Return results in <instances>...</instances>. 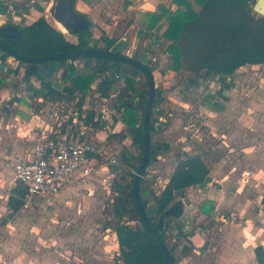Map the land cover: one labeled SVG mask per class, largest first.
<instances>
[{
    "label": "rangeland",
    "instance_id": "1",
    "mask_svg": "<svg viewBox=\"0 0 264 264\" xmlns=\"http://www.w3.org/2000/svg\"><path fill=\"white\" fill-rule=\"evenodd\" d=\"M125 1L127 0H114L112 5L110 4L108 11L112 13L111 15L105 13V16L108 17L107 21L123 20L126 22L131 15H135L134 11H124L121 8ZM51 3L52 0H0V25L24 26L27 24L26 20L32 21L31 10L38 9L40 11L41 8H46L49 11ZM5 7L12 8L14 12L5 14L2 12V8ZM24 14L31 17H25ZM45 14L51 24L60 29H65L61 23L50 16L49 12ZM124 14H126L125 18L123 17ZM18 15L21 18H16ZM114 16H117L116 19ZM100 29L105 34V38L110 36L111 33L107 34V30ZM121 29L122 26H118L119 32ZM65 35L72 41L77 39L75 34L68 32ZM103 41L105 42V39ZM90 44L94 47H102V44L98 45L94 41H91ZM114 51H118V49L115 47ZM162 53L165 52L162 51ZM1 55L2 51L0 50ZM163 58L161 56L158 61L159 64ZM167 59L164 61V67L159 69L162 76H165L166 71H168L167 63L170 64L168 56ZM91 63L96 64V61L91 60ZM68 64H72L71 60L68 61ZM76 64L81 67L84 73L91 72L90 67L84 66V63L77 61ZM149 64L153 68L152 59L151 63L149 60ZM17 69L19 72L15 73ZM26 69L27 64L19 62L12 56L5 60L0 59V78H6V81L0 83V121L4 123L13 120L16 110H21L25 114L32 112L34 117L35 115L38 116L41 126L46 125L47 121L49 123L54 122L51 117L54 110L65 109L67 113L71 114L74 108L78 106L79 96L72 100L68 98L56 99L55 96L43 97V101L39 99L42 96L35 95L34 90L29 88L30 83L35 84L34 87L39 86V81L32 76L30 83L25 82L23 77ZM164 69L166 70L164 71ZM238 71L235 73L237 78L234 82L236 84L239 83L237 81L238 76L247 72L255 73L257 76L262 74V69H254L253 71L240 69ZM169 73L170 75L166 78L161 77L160 74L157 75V80L155 78L156 89L160 90L162 100L159 105H154L152 108L153 115L151 118L156 120V131L152 132L151 142L160 148L157 158L146 168L144 187L156 194L160 193L179 157L190 155L191 150L183 147L194 144V150H210L211 152L213 145H215L217 152L210 154L208 158L212 161L219 160L226 155L227 165L224 169L227 172L231 170L235 173L233 184L235 186L237 183L241 190L240 193L235 192L234 196L231 195L230 201L226 202L227 205L220 207L216 216L212 212V215H206L207 217H204L202 221H198L201 207L194 212L193 206H189L187 213H185L188 228L182 232L178 222L169 218V226L165 233L166 241L169 246L177 245L173 252L179 264H259L252 250L255 245L249 242L250 235L249 237L246 236L244 227L250 225L251 230L254 231L256 227L264 226V146L258 148V154H261V158H258V164L254 163V160L237 164V158H244L247 151L241 148L239 150H226L217 147L222 139L228 137L224 138L222 135L217 137L207 131L203 123L202 113L198 116L192 115L196 113L194 108L199 109L200 106L204 108L213 107L211 101L202 99L207 98L203 95L204 93L212 90L211 83H207L208 78H205L204 74L201 77H196L192 73L182 70ZM98 82L99 80H96L93 83V89L89 90L86 97L92 96V100H96L99 109L104 104L108 105L112 116L116 120L121 119L122 123L118 127L123 128L121 133L111 134L105 148L109 155L116 157L117 164L103 166L92 176L69 184L57 198H45L29 206H24L20 213L7 225H0V264H122L118 256L119 244L116 233L112 227H107V224L117 221L113 214L114 197L117 195L116 184L131 180V175L136 173L140 164L139 156L142 150L133 144L132 136L124 121L123 110L119 109L120 112L117 110L119 93L126 85L124 77L121 76L118 79L111 90V94L114 96L110 95V101L105 103L94 97L93 90L94 87H97ZM137 82L138 88L148 89L144 75L138 76ZM53 84L56 88L61 89L64 84L61 71L55 75ZM260 89L261 92H264V87ZM170 94L176 98L175 107L178 108L177 111L183 112L180 122L176 121L170 114L173 112L172 103L168 99ZM196 104H200V106L198 107ZM186 107L188 109H184ZM113 108L118 113H113ZM162 110L163 113L160 114L159 111ZM141 115L142 110H140L139 119ZM160 117L162 119H159ZM191 120L198 122L196 124L199 125L198 130L193 129L190 124ZM260 120H264V114ZM122 134L125 135V139L122 138ZM262 137H264V130ZM234 139L238 140L237 137ZM247 158L257 157L249 153ZM255 160L257 161V159ZM209 163L211 164V162ZM101 164L105 165L106 163ZM257 167L259 170L256 169ZM248 168L259 173V175L255 174L250 179L243 181L242 176ZM5 172L6 175L0 173V206L3 205V200L14 187L11 180L12 171L11 175H9L8 170ZM219 180L220 182H217L216 186L222 187L224 181H221L220 178ZM230 184L233 188L232 183ZM194 192L195 189H186L179 198L189 197V194ZM144 198L149 200L150 205L153 204L150 195H145ZM191 203L193 204L189 199L187 205ZM221 215H225L224 220L219 219ZM124 220L128 221L127 218ZM129 222L135 226L140 225L138 220H130ZM258 224L259 226H257ZM262 234L264 236V230ZM184 246L188 247L189 250H186ZM186 253L187 255H185Z\"/></svg>",
    "mask_w": 264,
    "mask_h": 264
},
{
    "label": "trees",
    "instance_id": "2",
    "mask_svg": "<svg viewBox=\"0 0 264 264\" xmlns=\"http://www.w3.org/2000/svg\"><path fill=\"white\" fill-rule=\"evenodd\" d=\"M171 1V7L160 5L158 11L149 14L151 28L163 19L167 21V28L162 35L164 40L162 49L169 55L171 70L175 72L182 70L196 77L204 74V77L208 78L215 75H233L246 65L264 64V15L254 12L253 6L256 0ZM18 26L22 30V38L8 40L0 33V40L28 57L49 56L90 48L112 50L116 40V38H104V46L94 47L90 44L93 33L88 30L75 34L77 39L72 41L65 35L68 33L66 29H60L51 24L44 15L29 24ZM0 50L2 51L0 59L5 60L11 57L8 52ZM69 60L72 64H68ZM91 60H95L96 64H92ZM18 61L27 64V67L29 65ZM77 61L90 67L91 72L84 73L76 64ZM35 65L37 68L32 76L39 81L40 85L34 87L35 84L30 83L32 76L25 80L30 83L29 88L34 90L35 95L70 100L79 96L77 103L79 106L84 104L86 95L93 89L92 85L96 80H99L95 88L96 92L103 97H108L119 79L116 74L123 76L126 85L119 93L118 108L123 110L124 121L132 136L133 144L142 150L139 156L141 160L143 118L150 95L149 79L141 69L102 55L62 58L39 62ZM147 65L153 71L150 64L147 63ZM59 71L64 83L61 89L53 84V79ZM18 72L19 69L15 70V73ZM140 75L146 78L147 90L138 88L137 78ZM5 79L0 78V83L6 81ZM156 91L154 105H159L162 97L160 90L156 89ZM140 110L142 115L139 119ZM93 118L94 112H90L88 120L93 121ZM155 121L153 118L150 120V141L152 132L156 131ZM96 125H100L99 122H96ZM122 138L125 139L124 134ZM159 148L151 142L149 164L157 158ZM205 156V152L180 156L168 182L158 194L144 187L146 170L140 181L139 196L142 205L151 225L175 264H179L173 252L177 245L169 246L165 236L170 219L167 218L161 230L156 228L155 224L159 215L187 188L203 187L207 184L210 168ZM134 178L135 173L131 175L129 182L116 184L117 195L114 197L113 214L117 221L107 224V227H112L116 233L119 259L122 264H167L157 244L142 225L132 194ZM145 195L151 196L152 205L147 198H144ZM25 196V186L14 185L8 198L9 212L5 220L14 218L23 209ZM201 209L205 215H212L215 205L213 201L206 200ZM125 218L128 221H125ZM130 220H138L140 225H132ZM184 248L189 250L188 247L184 246Z\"/></svg>",
    "mask_w": 264,
    "mask_h": 264
},
{
    "label": "crops",
    "instance_id": "3",
    "mask_svg": "<svg viewBox=\"0 0 264 264\" xmlns=\"http://www.w3.org/2000/svg\"><path fill=\"white\" fill-rule=\"evenodd\" d=\"M113 1L114 0H76V8L80 12L89 16L94 24L91 29L93 33L91 41H94V43L98 45H105V42L103 41L105 38V34L100 29L103 28L108 31L107 34L111 33L109 36L110 38H116L111 48L113 51L116 47L118 49V51L116 52L128 54L146 64L149 63V60L151 63L152 59V73L156 80L158 79V74H160L163 78L169 76V72L173 71L170 69V64L168 65L167 63L168 71H166L167 73L165 76H162L161 71L159 70L160 68L164 67V61L168 60L167 56L169 57L167 53H162V42L164 41L162 35L168 24L167 21L163 19L154 28L149 27V14L158 11L160 5L171 7L172 1L127 0L123 5H121V8L124 9V11H134L135 15H131L130 19L126 22H123V20H119L121 21L120 23L118 20L115 22L112 20L107 21L108 17L105 16L106 12L107 15H111L112 12L108 11V9L110 7V4L112 5ZM7 8L8 7L2 8V12L6 14ZM46 12H49L46 8H41L40 11H38V9H35L34 11L31 10L30 14L33 16L32 21L26 20L27 24L33 22L43 15L47 17V15L45 14ZM36 15L37 17H34ZM120 15L121 14L119 13V16ZM24 16L31 17L28 14H24ZM125 16L126 14L123 15L124 18ZM116 17L117 16H114V19H116ZM16 18L21 17L18 15ZM120 25L122 26L121 32L117 30L118 26ZM161 56H163L164 58L159 64L158 61ZM240 69H249L252 71L254 69H262V74L258 76L257 74L252 72L242 74L238 76V84L234 82L237 78L235 74L229 76L215 75L208 77L207 83H211L210 87H212V90L211 92L204 93L203 95H205L207 98L202 99L211 101L213 103V107L209 106V108H204L200 106V104H196L198 107H200L199 109L194 108L193 110L196 113L192 115L198 116L202 113L203 123L207 131H210L212 135L217 137L220 135H222L224 138L228 137L227 139H222L221 143L217 147H221V149L226 150H239L241 148L244 151H247L246 154H244V158H237V164L241 162H252L250 160H254V163L258 164V158H261V154H258V148L264 146V137H262V133L264 130V120H260L261 116L264 114V92H261L260 89L261 87H264V64L246 65L241 67ZM165 70L166 69H164V71ZM93 91L94 93L96 92L95 89ZM168 99L170 103H172L173 107V112H170V114L173 115L176 121L180 122V117L182 116L183 112L181 113L177 111L178 108L175 107V104L177 102L176 98L172 96V94H170ZM183 105L186 106L185 103H183ZM184 109L188 108L186 107ZM159 113L162 114L163 110L159 111ZM26 114L25 112H21V110H16L13 120L4 123L0 121V173H2L3 175H6L5 170H8L9 175H11V165L13 163L26 161L32 158L34 144L46 132V129L49 125V122H46L45 120L46 125L44 124L40 126V118L38 116L35 115L34 117V115H32L34 113L32 112L28 113L27 115ZM24 115L26 116L24 117ZM190 122L193 129H199V125H196L198 122L193 121V123L192 120ZM120 129L122 130L123 128ZM234 137H237L238 140L234 139ZM235 145L238 146L235 148ZM193 146L194 144H190L189 146L183 148L191 150L190 155L197 153L201 154L205 152V157L210 168V173L209 180L207 181V184L205 186H192L187 188V190L195 189V192L189 194V199H191L193 204L191 203L190 205H186L185 213H187V209L189 206H193L195 212L204 204L206 200H211L215 205V209L213 210V212L216 216V213L218 212L220 207L227 205L226 202L230 201L231 195L234 196L235 192L240 193L241 188L239 187V185H237V183L235 186L233 184L235 173L231 170L227 172L224 169V167H226L227 165L226 155L215 161L208 159L210 157V154L212 155L217 152L215 145H213L212 147V152L210 150H194ZM236 153H238V151H236ZM249 153H252L254 157L257 158H247L249 156ZM255 159H257V161ZM209 162H211L212 165ZM256 169L259 170L258 167ZM246 171H250L251 173V176L247 179H250L255 174L259 175V173L254 172L253 170H251V168H248ZM245 172L242 176L243 181L245 180ZM219 178L222 179L221 181H224L222 183V187H218V185L216 186V183L220 182ZM78 181L80 180H73L69 184H74ZM211 182L214 183V186H210ZM225 182L227 183L225 184ZM230 183H232L234 189L230 186ZM208 185L210 186L209 188ZM10 192L11 190L7 194L5 200H3V205L0 206V225L2 226L4 224L7 225L9 221L13 219L12 218L5 220V217L9 212L8 198ZM199 212L200 213L198 214V221H202L204 217L207 216L201 209L199 210ZM224 217L225 215H221L219 219L224 220ZM257 226H259V224ZM244 230L246 236L249 237L250 235L249 242L255 245L253 246L254 249L252 248V250L254 251V257L258 260L259 264H263L264 236L262 232L264 230V226L256 227V230L252 231L251 226L247 225L246 227H244Z\"/></svg>",
    "mask_w": 264,
    "mask_h": 264
},
{
    "label": "built area",
    "instance_id": "4",
    "mask_svg": "<svg viewBox=\"0 0 264 264\" xmlns=\"http://www.w3.org/2000/svg\"><path fill=\"white\" fill-rule=\"evenodd\" d=\"M8 12L14 10L7 8ZM94 97L104 103L111 99L98 92ZM39 99L43 101V97ZM95 101L87 96L84 104L74 108L71 114L65 109L54 110L51 116L54 122L49 123L46 132L34 144L32 158L11 165L12 183L26 188L25 206L45 198H57L73 180L90 177L103 166L117 164L116 157L109 155L105 148L110 135L121 131L118 128L121 119L112 116L108 105L99 109ZM113 109V113L120 112L119 108L118 111ZM90 112H94L93 121L88 120ZM103 162L106 164L102 165ZM250 176V171H246L245 180Z\"/></svg>",
    "mask_w": 264,
    "mask_h": 264
},
{
    "label": "water",
    "instance_id": "5",
    "mask_svg": "<svg viewBox=\"0 0 264 264\" xmlns=\"http://www.w3.org/2000/svg\"><path fill=\"white\" fill-rule=\"evenodd\" d=\"M254 12L257 14L264 15V0H256L253 6ZM49 13L54 20H57L62 26L71 34H78L83 31L91 30L94 26L92 20L86 14L80 12L76 8V0H52V4L49 8ZM0 33L6 37L8 40L20 39L23 36L22 30L18 25L15 24H3L0 25ZM0 49L8 52L12 57L20 61L28 63L25 75L23 77L26 80L29 76H32L36 70V63L58 60L62 58H71V57H82L87 55H102L107 56L113 59L123 61L125 63L131 64L133 66L141 69L147 76L150 82V95L146 104V109L144 112L143 118V128H142V140H143V152L140 164L137 167L135 173V178L132 186V194L138 212L140 214L142 225L149 235L153 238L157 244L165 262L167 264H175L172 260L170 254L167 251L163 241L159 238L155 232L153 226L151 225L147 213L142 205L140 196H139V185L141 178L150 162V120L152 115V108L154 105L156 97V82L151 68L144 62L128 55L122 54L113 50H106L103 48H90V49H81L71 52H65L60 54H54L49 56L41 57H28L19 51L13 49L7 43L0 40ZM189 197L178 198L170 206H168L162 214L159 215L158 220L155 224L156 228L161 230L164 226V221L166 218H173L178 222V225L182 230L188 228L187 215L185 214V209Z\"/></svg>",
    "mask_w": 264,
    "mask_h": 264
},
{
    "label": "bare ground",
    "instance_id": "6",
    "mask_svg": "<svg viewBox=\"0 0 264 264\" xmlns=\"http://www.w3.org/2000/svg\"><path fill=\"white\" fill-rule=\"evenodd\" d=\"M57 21V20H56Z\"/></svg>",
    "mask_w": 264,
    "mask_h": 264
}]
</instances>
